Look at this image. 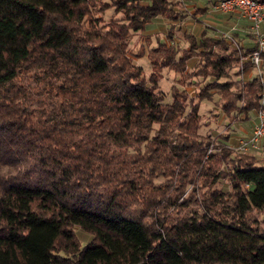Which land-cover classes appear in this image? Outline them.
I'll return each instance as SVG.
<instances>
[{
    "label": "trees",
    "instance_id": "trees-1",
    "mask_svg": "<svg viewBox=\"0 0 264 264\" xmlns=\"http://www.w3.org/2000/svg\"><path fill=\"white\" fill-rule=\"evenodd\" d=\"M110 1L124 17L101 24L90 0H0V264H264V229L249 221L264 210V157L235 153L228 135L206 155L186 90L173 84L165 101L156 76L198 54L195 73L213 78L204 89L246 53L220 36L188 34L179 55L158 41L146 77L131 32L182 13L170 0ZM216 83L225 112L260 107L257 75L236 96L233 82ZM224 172L230 189L214 188ZM200 179V201L182 197Z\"/></svg>",
    "mask_w": 264,
    "mask_h": 264
},
{
    "label": "rangeland",
    "instance_id": "rangeland-1",
    "mask_svg": "<svg viewBox=\"0 0 264 264\" xmlns=\"http://www.w3.org/2000/svg\"><path fill=\"white\" fill-rule=\"evenodd\" d=\"M211 2L212 0H178V4L182 5V7L186 6V4H196L197 6L206 7L208 13L206 15L207 21L204 24H211V26H208L209 29L213 32L217 31L219 36L222 32L232 33L231 31H228L229 28L224 27L225 25L222 21L218 22L216 18L218 14H212L216 12H213V4ZM197 11L199 10H196V12L194 13L195 15L197 14ZM89 14L99 17L101 19V24L113 21L117 18L124 17L123 11H118L110 0H90ZM163 19L160 18L152 20V22H150V25L148 24V21L144 29L131 32L130 37L128 39L129 54L132 56V60L134 63L139 64L143 67L144 74L146 77H148L151 74V71L153 70V67H151L152 64L149 61L147 53L149 52L151 46L156 45L158 41L164 40L166 35L167 38L169 37L173 39V43L171 44L178 49V54H180L182 49L186 48L189 43L188 39L184 36L187 33L188 28H185L183 24H181L180 18L177 19L180 23L178 21V23H171V21L164 22ZM199 19L200 21L203 20L201 17ZM182 26L185 28L184 34L180 32L183 28ZM147 29H150L152 33H146ZM174 33H176V36L172 37L171 35ZM232 35L234 34L232 33ZM230 47H234V45L230 44ZM200 58V56L189 58L188 66L187 68H185L186 70L183 73H178L172 69H168L165 67L161 71H157L159 75L156 76L158 77V87L165 94V101H171V85L174 84L177 85L179 88L186 89V102L190 103V101H192L194 106L197 108V113L199 115V119L196 122L197 125L195 129V133L197 135L196 140L202 141V139L204 138L205 141L209 140L210 142V145L206 148L205 154L207 155L212 151H218L216 150V147L218 146V141L223 139V136L228 135V144L234 145L235 141L239 137L247 135L248 130L255 118V111L254 109H250L247 113H245L240 110L238 111V109H234L230 110V112L228 113L225 112L224 104L227 100L225 99L226 97H222V87L216 82H233L231 90L234 92L233 94H235L233 96H236L238 88L241 87L245 83V81L240 79V71H237L238 68H235V66H233L231 69H229V74L227 77L218 78L215 82H212V84H209L203 89V86L207 82L212 81L213 78H211L210 76L204 77L195 73V71L200 67ZM237 67H239V65ZM256 74V69H253L250 73L251 76ZM21 78V81H25V83H28L33 87L35 86V88L36 85L40 86V83L36 80V73L33 75L23 73ZM201 92L206 95L204 98L198 97ZM241 104V100L238 101V105ZM188 110H190V104H188L185 113H187ZM181 118V120H184V117ZM154 128H157V124H154ZM189 140L194 141V137H191ZM245 154L254 155L255 158L264 157V153H262L261 151L254 152L252 154ZM238 156L240 155H236L234 152L230 153V157L237 158ZM218 157L216 156L213 161L218 163ZM227 159H229V156L227 157ZM219 164L220 168H222L224 171H227L229 167L227 162L224 163L223 161L219 162ZM162 180L163 178L160 177L156 178L155 181L157 183ZM201 180L202 179L196 182L195 187L188 185L185 192L182 194V197H189L193 194H196V198L200 201L202 195H204L205 192L207 193V191L209 190V188L201 186ZM213 187L222 190L230 189L228 176L225 174V172L221 176H219L217 181L214 183ZM188 208L195 209L197 208V204H194L192 202ZM249 221L260 229H264V210L252 209L249 212ZM74 230L75 234L81 241V244H85L91 239V235L85 230L77 226H74Z\"/></svg>",
    "mask_w": 264,
    "mask_h": 264
},
{
    "label": "built area",
    "instance_id": "built-area-1",
    "mask_svg": "<svg viewBox=\"0 0 264 264\" xmlns=\"http://www.w3.org/2000/svg\"><path fill=\"white\" fill-rule=\"evenodd\" d=\"M215 8L222 11L237 9L241 16L250 22V32L254 38V48L243 56L238 67L239 77L243 78V61L248 60L251 66L256 69L257 76L261 83H264V0H217ZM220 37L225 39L234 48L240 51L241 46L233 37L232 33L222 32ZM260 107L255 109V118L251 125L250 132L239 137L231 148L235 153H264V90L260 97Z\"/></svg>",
    "mask_w": 264,
    "mask_h": 264
},
{
    "label": "crops",
    "instance_id": "crops-1",
    "mask_svg": "<svg viewBox=\"0 0 264 264\" xmlns=\"http://www.w3.org/2000/svg\"><path fill=\"white\" fill-rule=\"evenodd\" d=\"M170 1L174 3V7L177 10L182 12V17L180 18L181 24H183V26L185 28H188L187 33L185 32L186 34L184 35L186 38H187L186 35H188V34L193 35L197 39L196 41L198 42L199 41L198 39H201L204 37L217 38L219 36L217 31L213 32L212 30L209 29L208 26H211V24L210 25L204 24L207 21L206 15L208 13V10L206 7L197 6L196 4H186V6L182 7V5L178 4V0H170ZM216 1L217 0H212V2H211L213 4V10H214V11L213 10H211V11L216 12V13H212V14H218V16L216 17L218 22L222 21L223 24L225 25L224 27L229 28L228 31H231L234 34L233 36L236 38V40L240 44L242 50L246 53V54L243 53V56H247V54H249L250 50L251 49L253 50V47L255 45L254 44V38L250 32V22L246 18L242 17L237 9H233V10H229V11H222L220 9L215 8L214 5H215ZM196 10H199V11H197V14L195 15L194 13L196 12ZM200 17L203 19L202 21H200V19H199ZM160 18H162V19L164 18L163 19L164 22H167V21H171V23H178L179 22L178 20H169V19H166L165 17L159 15V16L152 18L148 22V24L150 25V22H152V20H156V19H160ZM184 27L180 31L182 34H184V31H185ZM146 33H152V31L150 29H147ZM171 36L175 37L176 33L172 34ZM172 40H173L172 38H169V37L167 38V36L165 35V38L162 41H165L167 44H169V43L171 44V43H173ZM188 47H189V43L186 46V48H188ZM196 56L199 57L198 54H193L192 56L187 58L186 68L188 66L189 58L196 57ZM240 61H241V57H240ZM246 61H248V60L244 59L243 65H244V62H246ZM235 68H236V66H235ZM252 68H253L252 66H250L248 68L243 67L244 71H243V75H242L243 76L242 80H244L245 82L247 80L251 79L252 77H254V75H252V76L250 75V73L254 69V68L253 69ZM240 78H241V76H240ZM171 86H170V88H171ZM254 111H255V109H254ZM250 130H251V126L248 130V133L250 132Z\"/></svg>",
    "mask_w": 264,
    "mask_h": 264
}]
</instances>
